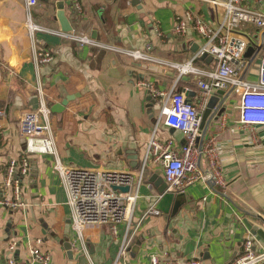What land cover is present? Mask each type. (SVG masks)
I'll list each match as a JSON object with an SVG mask.
<instances>
[{"label":"crops","instance_id":"crops-1","mask_svg":"<svg viewBox=\"0 0 264 264\" xmlns=\"http://www.w3.org/2000/svg\"><path fill=\"white\" fill-rule=\"evenodd\" d=\"M57 1L37 0L30 9L38 26L31 40L24 25L25 0H0V202L12 195L3 183L7 166L25 150L19 120L24 112L41 106L49 110L57 159L63 166L134 175L142 169V181L129 225L117 224L115 233L111 225H87L80 240L71 228V208L54 169L55 158L30 156L20 186L25 206L0 204V263L13 258L19 264H38L29 255L36 239L41 241L38 249L49 255V264H151L153 257L160 263L197 259L200 264H231L249 234L256 240L255 251H264V240L252 231L253 225L264 231V126L242 127L238 99L231 95L226 110L209 120L208 104L216 91L200 100L197 76H179L172 66L190 62L193 50L203 44L191 28L184 36L174 35L177 20L191 12L215 29L222 11L206 0H77L79 9L64 0L71 27L65 33L55 19ZM68 35L91 40L94 36V44L78 46ZM125 49L137 50L145 59L135 61L121 52ZM44 50L52 60L36 65L34 51ZM258 61L257 57L245 79H255ZM191 65L204 73L214 61L201 57ZM142 81L184 94L199 111L200 136L207 124L202 145L213 138L221 150L224 186H216L218 193L201 181L187 187L176 217L168 221L158 210V189L165 185L162 164L148 145L152 137L170 139L178 149L184 137L162 124L155 109L158 99L138 85ZM69 96L62 111L50 112ZM216 97L219 103L222 96ZM150 208L160 215L147 213ZM12 243L16 246L10 251ZM66 243L72 245L73 259L66 254Z\"/></svg>","mask_w":264,"mask_h":264},{"label":"built area","instance_id":"built-area-1","mask_svg":"<svg viewBox=\"0 0 264 264\" xmlns=\"http://www.w3.org/2000/svg\"><path fill=\"white\" fill-rule=\"evenodd\" d=\"M69 1L79 9L77 0ZM206 1L224 13L222 21L215 29H211L199 16L191 12H186L183 18H179L172 29L174 35L184 36L191 28L205 41L198 46L190 62L172 66L179 76L186 74L197 76L200 100H205L217 90L226 91L233 87L232 93L239 96L236 106L239 124L242 127L264 126V50L258 55L260 57L256 65L255 79L240 78L247 61L244 54L248 42L243 34L239 33V28L246 24L258 28L260 32L264 31V0ZM36 3L37 0H25L27 13L24 25L31 40L38 26L32 22L29 12ZM58 34L64 33L58 32ZM68 38L78 46L94 44L93 39L84 35H68ZM254 44L256 46L258 41ZM121 52L135 61L145 59V56L137 50L125 49ZM204 54L213 59L214 66L211 70L202 73L193 68L191 62ZM33 59L36 65H40L51 61L52 55L45 50L34 51ZM138 85L148 89L152 98L161 100L159 120L162 124L179 131L184 137V143L178 149L170 139L161 142L152 137L149 141L148 147L151 153L162 164L166 191L184 193L185 189L194 183L204 182L201 171L197 168L200 154H203L206 160V167L214 185L224 186L219 160L221 150L216 146L214 139H208L203 143L201 150L198 149L201 118L194 103L184 94L173 89L159 90L144 81L139 82ZM18 129L25 140V150L18 159L10 160L7 166L3 183L7 190H11L12 195L0 202L2 206L11 208L25 206L20 197V186L21 178L29 171L30 156L52 155L56 160L54 169L60 175L67 203L71 208V228L80 240H82V230L87 225H111L115 233L117 224L121 222L130 224L131 213L138 196V184L142 181V169L134 175L130 172L94 171L63 166L57 159L49 125V110L44 106L36 111L24 112L19 120ZM115 187H128V191L115 190ZM132 188L135 190L132 191ZM147 213L160 215V212L154 208H150ZM34 242L36 247H32L29 251L31 260L38 264H49V255L41 252L37 247L41 241L36 239ZM255 245L256 240L252 234L246 236L240 256L231 264H259L264 261V251L256 252ZM15 246V243L9 244L8 249L12 251ZM0 264H19V262L7 258ZM151 264H200V262L197 259H190L183 262L160 263L157 257H153Z\"/></svg>","mask_w":264,"mask_h":264},{"label":"water","instance_id":"water-1","mask_svg":"<svg viewBox=\"0 0 264 264\" xmlns=\"http://www.w3.org/2000/svg\"><path fill=\"white\" fill-rule=\"evenodd\" d=\"M56 16L55 19L59 22L60 24V28L61 31L67 33L71 31V27L69 26L67 17H66V13L64 11V0H58L56 2ZM259 32V30H258ZM92 39H94V36L91 37ZM264 45V31L260 32L259 35V42L258 44L255 46V50L253 52V54L251 56H248L245 67L240 75V78H243L244 74L247 72V70L250 68V66L252 65V63L256 60V58L258 57L259 53L261 52L262 48ZM197 47V46H196ZM197 49V48H196ZM195 49V50H196ZM195 50H193V52H195ZM202 58L207 57L206 54L201 56ZM232 90L233 87H231L228 91H223V90H217L215 92V96H213L210 99V102L208 104V108L210 110H212V115L209 118V120L211 118H213L214 116H217L218 113L220 112V109L222 107V104L224 102V100H226L231 94H232ZM222 96V100L217 103V97L216 96ZM71 100V97H67L66 99H64L61 103L55 104L50 108V112H60L64 109V107L66 106L67 102ZM205 125V124H204ZM207 125V124H206ZM206 125L204 126L201 136L198 140V149L201 150L202 148V140L204 138L205 132H206ZM197 168L198 170L201 171L203 180L205 182V184L207 186H209L211 189H213L214 191H216L217 193L219 192V190L217 189V187L214 185V183L212 182L207 167L205 165V159L203 154L199 155L198 161H197ZM115 190H119L122 192H127L128 191V187H119V188H114ZM166 184L164 185L163 188H159L158 192L161 195L160 199L158 200L159 205H161L164 208H159L158 210L161 211L165 216V221L168 220H172L176 217L179 208L182 205V202L180 201L181 198H183V194H177L175 195L172 192H166ZM222 194V193H221ZM224 195V197L226 199H228L232 204H234L239 210H241L242 212L246 213L247 215H249L250 217H256V213L252 212V210H250L248 207L246 206H240V203H238V201L233 198L232 196H230L229 194H222ZM252 231L253 234L257 235L260 239L264 240V231L261 228H258L257 226L253 225L252 226ZM64 249L66 250V254L68 257H70L71 259H73V250H72V245L70 243H66L64 245Z\"/></svg>","mask_w":264,"mask_h":264},{"label":"rangeland","instance_id":"rangeland-1","mask_svg":"<svg viewBox=\"0 0 264 264\" xmlns=\"http://www.w3.org/2000/svg\"><path fill=\"white\" fill-rule=\"evenodd\" d=\"M223 16H224V13H221V20L220 21H222ZM258 30H259L258 28L254 27L252 25H249V24H246L245 26H241L239 28V33L243 34L244 38L248 42V46H247L245 54H244V58L245 59L248 58V56H251L253 54V52L255 50L254 42H256V41L259 42V33H260V31L258 32ZM198 39H199L200 43H204V39L201 36H198ZM259 57L260 56H258V58ZM207 60H211V57L207 56ZM251 69H252V67L250 66L249 70L247 71V74L252 73V72H250ZM254 69H255V73H256L257 67L255 66ZM148 96H149V94H148ZM231 97L234 98V99H239V96L237 94H235V93H232ZM228 103H229V99H226L224 104H223V107H221V111L220 112H222V110H226V107H227ZM161 104H162L161 100L158 99L157 100V105L155 106V109L159 111L160 107H161ZM207 111H208V109H207ZM211 113H212V110H210L209 115ZM209 115H208V117H209ZM205 117H206V114L203 116V121H205ZM159 181H160V179H158L157 182H159ZM166 192H168V191H166Z\"/></svg>","mask_w":264,"mask_h":264},{"label":"trees","instance_id":"trees-1","mask_svg":"<svg viewBox=\"0 0 264 264\" xmlns=\"http://www.w3.org/2000/svg\"><path fill=\"white\" fill-rule=\"evenodd\" d=\"M263 50H264V45H263L262 51H263ZM200 58H201V57H200ZM200 58H199V59H200Z\"/></svg>","mask_w":264,"mask_h":264}]
</instances>
